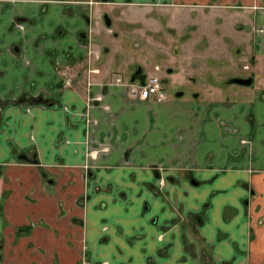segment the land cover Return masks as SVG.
<instances>
[{"label": "crops", "instance_id": "crops-1", "mask_svg": "<svg viewBox=\"0 0 264 264\" xmlns=\"http://www.w3.org/2000/svg\"><path fill=\"white\" fill-rule=\"evenodd\" d=\"M154 1L180 0H0V96L56 102L0 108L3 264H264V0H224L252 9L236 27L259 87L229 88L220 69L193 98L160 101L106 73L141 48ZM112 30V44L96 36ZM177 61L166 76L192 74ZM205 181L209 196L230 189L207 201L215 219L196 197Z\"/></svg>", "mask_w": 264, "mask_h": 264}, {"label": "rangeland", "instance_id": "rangeland-1", "mask_svg": "<svg viewBox=\"0 0 264 264\" xmlns=\"http://www.w3.org/2000/svg\"><path fill=\"white\" fill-rule=\"evenodd\" d=\"M170 3L171 2L167 1H157V5L150 2L144 3V7L150 9L151 13L142 17V22L146 21V23H143L145 25L141 26V28L145 27L147 31L142 35L139 33H133L134 36L132 37L133 42L135 41L133 44H135V46L140 44L139 47L141 48L133 50L132 48L128 49L124 45L127 49L123 51H116L118 57L120 58L119 60L121 61H119L120 63L115 70L106 69V73L108 72L109 76H114L116 73L119 74L125 81L130 80V71L132 70L133 64L129 63L125 67V62H130L135 59H137V61L141 60V63L137 64L142 66L143 63V69L146 77L151 73H155L157 76L163 75V77L166 78L164 81V92L166 97L163 100H166L167 98L169 100L176 98L177 91L183 92L184 97L193 98L192 91L193 89L195 90L198 83L206 82L205 79H209L210 75L219 72L220 69H222L224 73L223 75L226 77L231 75L244 76L253 73L254 78L251 84L244 85L232 83L229 85V88L246 91L259 87L257 84V77L255 76L256 73L252 72L250 67L246 69L242 67V65L246 67V64L244 63L251 65V60L247 55L246 47V51L244 50L245 45L243 44V36L240 38L243 32L241 30H237L238 27H236L238 23H245L244 15H249L252 9L237 6L236 9L232 10L235 8L233 4L234 1L231 2L224 0H180L176 4ZM218 3L220 5H218ZM223 4H225V6ZM107 6L108 5H105V7ZM128 6L133 7V5ZM134 8L136 9V7ZM154 11L162 14V16L160 17L155 13L157 16L154 17ZM101 16L102 14L97 17V20L99 19L101 22L100 25L104 24ZM94 18H96L95 15ZM136 19L137 17L132 15L127 18V20H132L135 24H140ZM216 25H220L217 30L213 28ZM110 27L113 29L114 23ZM170 32H172V35ZM96 36H99L104 40H107L108 37L109 42H107L109 44H112L114 40L116 41V35H114L113 32L106 33L104 31H100L96 33ZM120 38L127 40L129 37ZM102 39L99 42L100 45L103 42ZM120 41L121 40H119V42ZM236 44L238 45L235 46ZM172 51L176 53V56L173 54L171 55V53H173ZM109 55H111V52ZM174 56L176 59H174ZM171 60L175 61L171 63ZM177 60L183 61L184 63L187 62L188 65L191 66L188 73H192L193 75L199 77L198 81L194 82L189 79V75L186 73H184L182 77L179 74L181 72H176L166 76V65H171L175 69L181 70V67L177 64ZM154 63H158L161 66L160 70H154ZM223 64L225 65L223 66ZM207 81L210 82L209 80ZM214 82H216V80L212 81V83ZM209 85L211 84L209 83ZM240 91L237 92L236 97L238 104L252 100L250 93L246 94L245 92ZM210 96L211 95L203 96V98L207 100ZM49 102H51L49 105H56V102H53L52 98H37L26 94L24 98L21 99L19 97L7 96L4 94L0 96V108H4V105L11 103H13V105H19V107L26 103L24 108H32V106L37 107V105L45 106ZM63 107L68 108L67 105ZM159 165L160 166H158V168H164L163 164ZM158 184L163 186V176L158 178ZM209 184V181H205V183L203 182L200 185H197L196 197L199 200L198 204L201 205L202 211H209L215 219L216 210L214 211V209L211 208V205L207 206V201L217 203L220 198L221 203L215 204L219 207L224 199L228 198V200H230V189L226 192H214L209 196L208 194H211L209 193L211 190L208 191L207 189ZM159 188L160 187L157 186L156 191L161 193L159 192ZM205 195H208L209 198ZM204 196L205 198H203ZM238 259H242V261H238L237 264H248L247 258L241 257ZM1 261L3 264V257ZM222 264H234L232 257L223 258Z\"/></svg>", "mask_w": 264, "mask_h": 264}, {"label": "flooded vegetation", "instance_id": "flooded-vegetation-1", "mask_svg": "<svg viewBox=\"0 0 264 264\" xmlns=\"http://www.w3.org/2000/svg\"><path fill=\"white\" fill-rule=\"evenodd\" d=\"M150 3H153V4H157V2H150ZM156 12L154 11V14H153V16L155 17V16H157L156 14H158L160 17L162 16V14H160V13H156ZM102 14V18H103V21H104V24L107 26V24L109 25H111L112 24V18L107 14V12L106 11H103V13H101ZM151 14V13H150ZM152 16V15H151ZM110 17V18H109ZM107 18H108V21H109V23H107ZM119 23L121 24V23H124V22H121V20L119 21ZM168 26V25H167ZM147 31V30H146ZM112 32L113 33H115L116 34V32L115 31H113L112 30ZM171 33V35H172V32H170ZM172 37V36H171ZM144 50V49H143ZM173 53H171V55L173 54V55H176V53L174 52V51H172ZM155 57H156V55H155ZM165 61H166V59H165ZM137 63H141V60L140 61H137L135 64H133L132 65V70L130 71L131 72V74H130V80H127V82H125V84L128 86V85H135V84H137V83H140V82H143V81H145V79H146V75H145V73H144V69H143V63H142V66L141 65H139V64H137ZM160 68H161V66L158 64V63H155V65H154V69L155 70H160ZM165 68H166V72H167V69H168V67H166L165 66ZM132 75L134 76V79H132L131 80V77H132ZM189 75V79H191V80H193L194 82H195V80L197 81L198 80V78L199 77H195V75H193V74H188ZM234 76H238V75H234ZM246 76H250V75H244V77H246ZM194 77H195V79H194ZM231 77H233V76H231ZM69 78V77H68ZM158 78H159V80H160V82L161 83H164V81L166 80V78L165 77H163V76H158ZM70 79V78H69ZM69 79H68V81H69ZM203 79V78H202ZM115 80L117 81V82H122V78L121 77H119V76H116L115 77ZM67 81V82H68ZM232 82V81H231ZM251 82H252V80H251ZM250 82V83H251ZM234 83H236V82H234ZM249 83V84H250ZM238 84H241V83H238ZM244 85H248V84H244ZM130 89V88H129ZM196 90H194L193 89V91H192V96H194V95H196ZM183 95V92H181V91H177L176 92V96H182ZM24 96H25V94L24 95H22V96H20L19 98L21 99V98H24ZM34 96V95H33ZM34 97H40V96H34ZM165 99V98H164ZM163 100V99H162ZM160 101V100H159ZM244 140H246V139H243V141Z\"/></svg>", "mask_w": 264, "mask_h": 264}, {"label": "built area", "instance_id": "built-area-1", "mask_svg": "<svg viewBox=\"0 0 264 264\" xmlns=\"http://www.w3.org/2000/svg\"><path fill=\"white\" fill-rule=\"evenodd\" d=\"M68 79L67 77V81ZM130 91L140 98L152 97L157 101L165 98L162 83L155 74H150L146 77L145 81L132 85Z\"/></svg>", "mask_w": 264, "mask_h": 264}, {"label": "water", "instance_id": "water-1", "mask_svg": "<svg viewBox=\"0 0 264 264\" xmlns=\"http://www.w3.org/2000/svg\"><path fill=\"white\" fill-rule=\"evenodd\" d=\"M107 23H109L108 18H107ZM134 79V76L132 75L131 80ZM252 80L251 76H233L230 78V81L236 82V83H241V84H249Z\"/></svg>", "mask_w": 264, "mask_h": 264}]
</instances>
